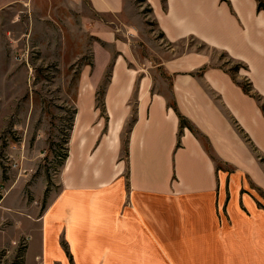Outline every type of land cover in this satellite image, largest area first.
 I'll use <instances>...</instances> for the list:
<instances>
[{"label":"crops","instance_id":"crops-1","mask_svg":"<svg viewBox=\"0 0 264 264\" xmlns=\"http://www.w3.org/2000/svg\"><path fill=\"white\" fill-rule=\"evenodd\" d=\"M145 1L167 42L196 37L227 51L248 65L264 96V11L256 0ZM73 2L100 17L84 20L92 58L78 79L68 156L49 191L42 143H13L7 161L22 169L5 179L0 147V227L16 240L30 236L47 263L67 264L63 239L74 264H264V202L248 183L264 190V164L252 150L264 156L263 104L205 54L138 63L140 3L142 16L128 14L133 0ZM110 66L102 109L98 91ZM207 146L234 171L220 168ZM8 239L0 231V246Z\"/></svg>","mask_w":264,"mask_h":264},{"label":"rangeland","instance_id":"rangeland-1","mask_svg":"<svg viewBox=\"0 0 264 264\" xmlns=\"http://www.w3.org/2000/svg\"><path fill=\"white\" fill-rule=\"evenodd\" d=\"M6 1L0 0V147L3 179L8 172L22 169L21 164H15L14 160L11 163L7 161L10 150H16L9 147L23 140H27L30 146L40 142L45 146L42 170L48 174L49 191H52L57 188L59 172L69 152L81 68L92 58L93 37L89 22L85 26L84 20L89 16H100H96L87 3L77 5L73 0H33L26 6L17 4L3 8ZM256 1L261 8L259 11H264V0ZM139 3L144 7L146 20L143 35L135 44L138 63L156 65L167 58L191 53L211 56L212 65L227 70L238 83L251 84L264 110V96L253 86L247 75L249 67L244 61L232 58L227 51L213 48L196 37L167 42L153 21L150 5L145 0H133L128 14L142 16L137 8ZM111 70L112 66L107 70L98 95L105 90ZM160 76L166 77L162 72ZM159 88L165 90L167 84L157 86ZM10 95L12 98L6 100V96ZM100 105L103 109V99ZM130 124L125 128L124 138ZM252 150L259 163L264 164V156L253 146ZM220 166L227 172L234 171L231 167ZM248 183L254 194L264 202V190L250 180ZM19 216L26 220L31 214L24 211L19 212ZM18 223L23 226L22 230L29 227L28 221L22 223L19 220ZM2 230L7 231L9 239L6 245L0 246V264H64L63 260L47 263L38 259L41 245L32 243L30 236L19 235L16 240L10 238L7 226L0 227ZM62 240L61 249L69 258L66 262L74 264L72 251Z\"/></svg>","mask_w":264,"mask_h":264},{"label":"trees","instance_id":"trees-1","mask_svg":"<svg viewBox=\"0 0 264 264\" xmlns=\"http://www.w3.org/2000/svg\"><path fill=\"white\" fill-rule=\"evenodd\" d=\"M163 1H165V0H163ZM259 9H261L260 6H259ZM233 79H234V77H233ZM238 84L242 87V89L245 91V93L250 94L254 98H257V100H258V97L253 93V91H252L253 89L251 88V84L249 82L246 83V84L245 83H238ZM103 94H104V90L102 92L101 91L99 92V95H98L99 104L102 103ZM179 117H180L182 126L189 127L194 133H196L198 135L197 130L189 123V121L184 116L179 114ZM207 149H208L209 153H211V156L213 157V159L217 162L218 166L220 167V163H218V159L213 154V152L210 150V146H207ZM126 150H127V148H126V144H125V151Z\"/></svg>","mask_w":264,"mask_h":264}]
</instances>
